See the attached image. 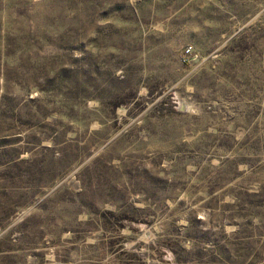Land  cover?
Returning a JSON list of instances; mask_svg holds the SVG:
<instances>
[{
  "label": "rangeland",
  "instance_id": "obj_1",
  "mask_svg": "<svg viewBox=\"0 0 264 264\" xmlns=\"http://www.w3.org/2000/svg\"><path fill=\"white\" fill-rule=\"evenodd\" d=\"M0 264H264V0H0Z\"/></svg>",
  "mask_w": 264,
  "mask_h": 264
},
{
  "label": "built area",
  "instance_id": "obj_2",
  "mask_svg": "<svg viewBox=\"0 0 264 264\" xmlns=\"http://www.w3.org/2000/svg\"><path fill=\"white\" fill-rule=\"evenodd\" d=\"M190 51H191V47H188V48L186 49V53H190Z\"/></svg>",
  "mask_w": 264,
  "mask_h": 264
}]
</instances>
